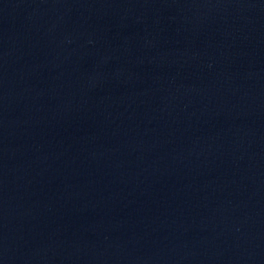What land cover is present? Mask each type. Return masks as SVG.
<instances>
[{"label": "water", "instance_id": "1", "mask_svg": "<svg viewBox=\"0 0 264 264\" xmlns=\"http://www.w3.org/2000/svg\"><path fill=\"white\" fill-rule=\"evenodd\" d=\"M0 264H264V0H0Z\"/></svg>", "mask_w": 264, "mask_h": 264}]
</instances>
